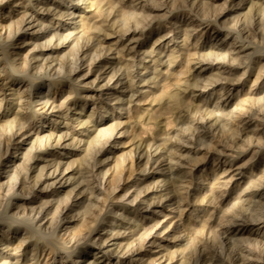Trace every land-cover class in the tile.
Listing matches in <instances>:
<instances>
[{"label":"rangeland","instance_id":"obj_1","mask_svg":"<svg viewBox=\"0 0 264 264\" xmlns=\"http://www.w3.org/2000/svg\"><path fill=\"white\" fill-rule=\"evenodd\" d=\"M0 264H264V0H0Z\"/></svg>","mask_w":264,"mask_h":264},{"label":"bare ground","instance_id":"obj_2","mask_svg":"<svg viewBox=\"0 0 264 264\" xmlns=\"http://www.w3.org/2000/svg\"><path fill=\"white\" fill-rule=\"evenodd\" d=\"M92 232V231H91Z\"/></svg>","mask_w":264,"mask_h":264}]
</instances>
